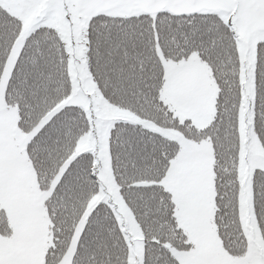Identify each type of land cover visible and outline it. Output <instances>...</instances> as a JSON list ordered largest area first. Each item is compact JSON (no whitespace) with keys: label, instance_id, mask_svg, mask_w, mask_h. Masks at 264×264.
<instances>
[{"label":"snow or ice","instance_id":"1","mask_svg":"<svg viewBox=\"0 0 264 264\" xmlns=\"http://www.w3.org/2000/svg\"><path fill=\"white\" fill-rule=\"evenodd\" d=\"M0 264H264V0H0Z\"/></svg>","mask_w":264,"mask_h":264}]
</instances>
